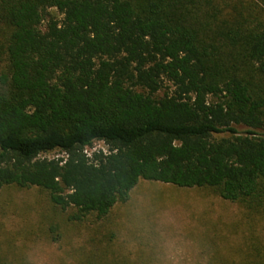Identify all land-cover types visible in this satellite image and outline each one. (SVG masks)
<instances>
[{"label": "trees", "instance_id": "trees-1", "mask_svg": "<svg viewBox=\"0 0 264 264\" xmlns=\"http://www.w3.org/2000/svg\"><path fill=\"white\" fill-rule=\"evenodd\" d=\"M0 59V191L102 221L144 180L264 216V0H0Z\"/></svg>", "mask_w": 264, "mask_h": 264}, {"label": "rangeland", "instance_id": "rangeland-1", "mask_svg": "<svg viewBox=\"0 0 264 264\" xmlns=\"http://www.w3.org/2000/svg\"><path fill=\"white\" fill-rule=\"evenodd\" d=\"M96 150L107 147L97 142L86 152ZM72 215L38 188H3L0 264H239L264 244V216L249 220L208 189L141 180L106 219Z\"/></svg>", "mask_w": 264, "mask_h": 264}]
</instances>
